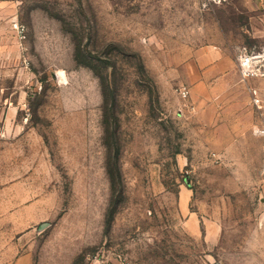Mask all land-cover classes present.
<instances>
[{
	"label": "rangeland",
	"instance_id": "obj_1",
	"mask_svg": "<svg viewBox=\"0 0 264 264\" xmlns=\"http://www.w3.org/2000/svg\"><path fill=\"white\" fill-rule=\"evenodd\" d=\"M243 8L0 6V264H264L263 79L193 91L197 53L258 45Z\"/></svg>",
	"mask_w": 264,
	"mask_h": 264
},
{
	"label": "crops",
	"instance_id": "obj_2",
	"mask_svg": "<svg viewBox=\"0 0 264 264\" xmlns=\"http://www.w3.org/2000/svg\"><path fill=\"white\" fill-rule=\"evenodd\" d=\"M19 0H0V6L9 7L16 4ZM249 15L245 19L247 25V32L253 40H258V45L248 47H262L264 46V0H238ZM195 64H197L195 81L193 82L194 93L198 88L205 83L213 86L217 79H225V86H232L235 81L240 80L241 74L234 52L221 48L218 44H210L195 55ZM242 79V78H241ZM260 87H252L259 89L260 94L264 98V78ZM211 81V84H210ZM244 81V80H243ZM212 88V94H214ZM206 93H210V89L206 88ZM261 122V121H260ZM254 144L259 150L260 155H263V140L259 137H253ZM263 166V165H262Z\"/></svg>",
	"mask_w": 264,
	"mask_h": 264
},
{
	"label": "built area",
	"instance_id": "obj_3",
	"mask_svg": "<svg viewBox=\"0 0 264 264\" xmlns=\"http://www.w3.org/2000/svg\"><path fill=\"white\" fill-rule=\"evenodd\" d=\"M214 3H223L227 0H208ZM15 28L24 33V27L15 24ZM236 60L239 66L241 78L244 81L254 78H264V46L262 47H248L240 46L237 51ZM253 95V103L261 110L262 120L253 128V135L263 140V153H264V98L257 88H251ZM180 94L184 99H189L191 90L187 86L180 88ZM263 173H264V160H263ZM128 264V263H127Z\"/></svg>",
	"mask_w": 264,
	"mask_h": 264
},
{
	"label": "trees",
	"instance_id": "obj_4",
	"mask_svg": "<svg viewBox=\"0 0 264 264\" xmlns=\"http://www.w3.org/2000/svg\"><path fill=\"white\" fill-rule=\"evenodd\" d=\"M109 176L111 177V182L114 181V173L111 170H109Z\"/></svg>",
	"mask_w": 264,
	"mask_h": 264
}]
</instances>
